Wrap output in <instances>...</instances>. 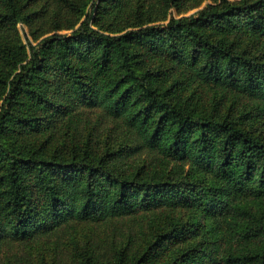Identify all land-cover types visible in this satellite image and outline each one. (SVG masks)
Instances as JSON below:
<instances>
[{
  "label": "trees",
  "instance_id": "obj_1",
  "mask_svg": "<svg viewBox=\"0 0 264 264\" xmlns=\"http://www.w3.org/2000/svg\"><path fill=\"white\" fill-rule=\"evenodd\" d=\"M189 1L0 0V243L104 225L125 244L83 264H264V0Z\"/></svg>",
  "mask_w": 264,
  "mask_h": 264
},
{
  "label": "rangeland",
  "instance_id": "obj_2",
  "mask_svg": "<svg viewBox=\"0 0 264 264\" xmlns=\"http://www.w3.org/2000/svg\"><path fill=\"white\" fill-rule=\"evenodd\" d=\"M219 1L220 0H192L186 2L184 5L185 8H187V6L191 3H194L197 7L187 11L185 15H191L205 7V5ZM227 1L233 3L239 2L240 0ZM90 8L91 6L89 4L85 8L82 16L76 15V17L72 18L71 22L72 24H75L72 29H62L58 32L61 34H70L85 19ZM171 12L174 17H178L174 8L171 9ZM48 19L49 18L44 16L43 21ZM41 24L42 23L39 22L33 28H36V26ZM16 28L19 33L20 42L23 46H25V48L27 47V40L32 43L34 42V36L30 33L29 27L26 24L19 22L16 25ZM44 29H47L49 32L53 29V26L48 23L47 25L42 26V29L39 30L44 31ZM55 32L56 31H52L50 34ZM50 34H44L41 38ZM190 92L191 88L186 90L183 93V96L191 103H195V98L188 97ZM208 98H213L215 101L219 99L217 95L214 97L209 95ZM225 105L226 109H224L223 112H228V106L231 105L233 107L232 113L234 115H239L240 113L245 114L251 110V108H245L243 105L235 103L233 100H228ZM208 107L211 106L208 105ZM261 122L262 121H260L258 125L254 122L253 125L256 127L258 132H262L264 134V125ZM244 126L248 129L249 123L246 121ZM69 142L71 141L69 140ZM105 145L114 144L105 139V136H102L98 142V148H102ZM150 225H152L151 222L145 223L144 221L129 225L130 229L137 233L136 238L138 243L141 242L143 234L150 232ZM126 228L127 227L124 228V232H121L122 235L128 234L125 232ZM114 233L113 228L109 226L76 224L73 227L60 229L56 233L37 237L35 239L32 238L29 241L3 242L0 243V264H83L85 258L90 256L98 257L99 260L104 263L107 262L106 259L110 257L111 252L114 249H121V245L126 242H122L121 245H114V238H118Z\"/></svg>",
  "mask_w": 264,
  "mask_h": 264
}]
</instances>
